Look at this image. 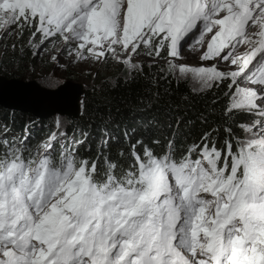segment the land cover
<instances>
[{
	"label": "snow or ice",
	"instance_id": "obj_1",
	"mask_svg": "<svg viewBox=\"0 0 264 264\" xmlns=\"http://www.w3.org/2000/svg\"><path fill=\"white\" fill-rule=\"evenodd\" d=\"M32 29L33 48L59 41L77 59L111 56L131 68L141 48L180 57L181 41L199 32L200 59L236 70L169 62V71L178 67L207 89L230 78L225 118H257L235 125L247 134L243 140L226 125L224 147L210 130L179 157L174 138L158 154L143 140L131 143L134 133L125 131L127 155L120 148L116 160L109 147L115 137L107 133L95 159L78 155L86 134L62 145L57 159V133L33 151L27 129L9 138L5 126L0 264H264V0H0L5 52L17 48L6 37L20 40ZM239 46L246 50L237 54Z\"/></svg>",
	"mask_w": 264,
	"mask_h": 264
},
{
	"label": "trees",
	"instance_id": "obj_2",
	"mask_svg": "<svg viewBox=\"0 0 264 264\" xmlns=\"http://www.w3.org/2000/svg\"><path fill=\"white\" fill-rule=\"evenodd\" d=\"M25 36L26 30L22 39H15L13 43L17 44V48L15 51L10 48L8 57L14 59L18 55V48L23 46ZM166 56L160 55L159 58L164 60ZM0 74L6 77L13 76L6 72ZM226 89L225 84L219 83L210 89L194 91L186 82L175 79L160 63H142L129 75H119L100 82L98 86L84 89L81 113L75 126L90 129H86L90 131L86 139L90 150L88 145L79 146V157L95 159L99 150L98 145L104 139L105 133L115 137L109 144L112 159H118L117 150L120 148H123L127 155L128 142L124 137L125 131L134 133L131 135V143L143 140L145 145L153 148L158 154L166 151L168 141L174 138L175 152L179 157L183 149L198 142L201 136L210 130L212 137L217 140V147L222 148L226 139L224 127L233 126V132L239 137L241 129L235 125L241 123L244 116L242 112H234L232 116L225 118L223 113L227 107ZM213 101L216 103L213 104ZM7 111L9 110L0 107V114L12 116ZM12 112L19 118L15 119L17 123L13 121V124L10 122L7 125L11 127L8 128L10 136L17 137L20 134L18 128L21 126L19 120L35 117L17 111ZM204 117L206 120L202 122ZM32 122L33 120L24 122L23 128L32 126ZM217 128L219 132L215 131ZM74 134L75 132L64 135L62 140L65 145L67 141H70L68 145L73 143ZM82 136L83 138L76 141L85 139V136ZM62 140H59L60 144H63ZM153 140H159L160 143L153 144ZM236 143L233 141V151ZM60 155L53 157L58 159ZM121 162L125 165L128 163L127 160ZM102 165L103 161L101 172Z\"/></svg>",
	"mask_w": 264,
	"mask_h": 264
},
{
	"label": "rangeland",
	"instance_id": "obj_3",
	"mask_svg": "<svg viewBox=\"0 0 264 264\" xmlns=\"http://www.w3.org/2000/svg\"><path fill=\"white\" fill-rule=\"evenodd\" d=\"M32 30H26V36L24 38L23 47L18 48V55L15 56L14 59L8 57L9 50L11 47L8 48L7 52L4 51L3 47L0 46V72H6L12 74L13 78L22 79V80H35L41 86L54 89L61 83L66 80L80 83L83 86V89H89L94 86H98L100 82L112 79L119 75H129L133 70L137 68H131L117 60L113 59L111 56L102 63L94 62L92 59H77L75 55H70L69 50L66 47L62 46V42L57 41L56 43H49L45 41L44 44L40 45L39 48H33L28 45V40L31 35ZM13 31L15 32L16 29L14 28ZM253 31H256L253 29ZM199 32H195L194 34H190L189 37H186L183 41H181V55L178 58H172L169 56L168 50L165 48L161 50L160 55H167L164 60L159 58L160 56H149L147 54V50L141 48L138 54H134L131 60L132 64L138 65V68L141 66L142 63L150 64V63H160L169 71V62L173 65H179L181 63L185 65H190L194 67L198 66H210L211 64L215 63L218 70L223 72H230L236 70L235 65H231L229 62L225 61H202L200 59V48L199 45H195L194 41L198 37ZM209 37L206 36V40ZM16 39V36L13 35L10 38L6 37L7 43L10 45ZM40 41V34L37 33V36L34 38V43L39 44ZM192 45L193 47H189ZM61 48V51H56L55 49ZM245 46H239L238 52L243 53L245 51ZM33 52H37L38 54L33 55ZM55 56L56 59L53 60L52 57ZM255 63V62H254ZM173 75V77L177 80H181L187 83V85L194 91H200L206 88H202L200 82L193 77L192 74H181L179 73L178 67L173 70L169 71ZM231 82L230 78H226L222 81H216L215 85H219V83L226 85V102L227 106L231 100V93L234 91V87L230 89L228 87L229 83ZM241 86L248 88L254 87V85L241 81ZM80 113L83 104V95L80 98ZM2 108V107H1ZM5 109V108H3ZM9 115L6 116L0 114V131L4 129L5 126L7 128L10 125L8 123H12L15 119H18L17 114H12L14 112L7 111ZM80 113L77 117H68L63 114L54 113L47 115L46 118H38L40 116H32L34 118H22L21 126L18 128L20 134L17 137H22L25 134V130L27 129L28 133V146L33 151L37 148V146L41 145L42 142L46 141L52 133H57V140L54 142V148L52 151V155H59L62 152V145H65V142L62 140L64 135H60V133H64L63 131L67 132L66 134H70L75 132L74 140L83 138L82 135L85 136L87 139L88 132L86 129L90 130L89 128L84 127H77L76 121L79 119ZM28 114V113H27ZM257 117L253 115H246L243 116V121L241 123L250 124L254 119ZM28 120H33L32 126H27L25 129L23 128L24 122ZM14 123H17L16 121ZM240 124V123H239ZM13 126V125H11ZM65 128V129H64ZM52 130V131H51ZM94 131V130H93ZM246 133L241 130V134L237 137L239 140H243L246 137ZM9 138L10 132H9ZM61 138V139H60ZM62 140L63 144H60ZM237 142V141H236ZM70 141H67L66 144L68 145ZM87 141L80 145L86 146ZM89 147V145H88ZM100 147V143L98 148ZM89 150V149H88ZM79 155V154H78ZM61 156V155H60Z\"/></svg>",
	"mask_w": 264,
	"mask_h": 264
},
{
	"label": "water",
	"instance_id": "obj_4",
	"mask_svg": "<svg viewBox=\"0 0 264 264\" xmlns=\"http://www.w3.org/2000/svg\"><path fill=\"white\" fill-rule=\"evenodd\" d=\"M83 86L69 80L54 89L41 86L35 80H22L0 74V107L28 113L38 118L59 113L77 117Z\"/></svg>",
	"mask_w": 264,
	"mask_h": 264
},
{
	"label": "bare ground",
	"instance_id": "obj_5",
	"mask_svg": "<svg viewBox=\"0 0 264 264\" xmlns=\"http://www.w3.org/2000/svg\"><path fill=\"white\" fill-rule=\"evenodd\" d=\"M79 102H80V100H79ZM6 110H9V109H6ZM9 111H16V110H9ZM17 112H20V111H17ZM21 113H23V112H21ZM27 114V113H26Z\"/></svg>",
	"mask_w": 264,
	"mask_h": 264
}]
</instances>
